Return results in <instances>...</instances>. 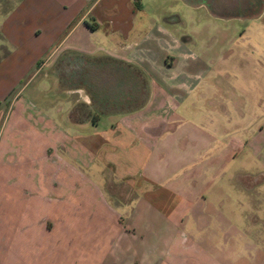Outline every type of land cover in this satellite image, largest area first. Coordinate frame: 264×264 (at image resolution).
Masks as SVG:
<instances>
[{"label": "crops", "instance_id": "crops-1", "mask_svg": "<svg viewBox=\"0 0 264 264\" xmlns=\"http://www.w3.org/2000/svg\"><path fill=\"white\" fill-rule=\"evenodd\" d=\"M262 11L264 0H0V164L22 178L4 170V205L12 189L24 199L15 230L0 213V264H264V182H229L248 139L188 120L189 88L139 84L155 53L169 70L184 60L179 12ZM16 148L36 159L18 165Z\"/></svg>", "mask_w": 264, "mask_h": 264}, {"label": "rangeland", "instance_id": "rangeland-1", "mask_svg": "<svg viewBox=\"0 0 264 264\" xmlns=\"http://www.w3.org/2000/svg\"><path fill=\"white\" fill-rule=\"evenodd\" d=\"M179 13L177 19L181 20L182 24H179L178 28L188 32L189 36L184 60L177 62L176 67L169 70L162 66L163 62L159 61V55L155 53V60L144 62L151 65L147 74L142 71L139 73L140 88H189L191 92L187 102L193 105L188 106L186 114L188 120L200 119L202 127L206 130L211 129L217 137L220 136V139L224 134H228L230 138L241 134V137L248 139L247 142L251 146L246 147L251 150H246L243 155L232 160L230 173L232 170L239 173L231 175L229 182L236 186L244 185L249 180L264 182V11L250 18L217 20L208 19L205 14L198 13L196 22L190 21L189 14L183 16L181 12ZM35 90L36 88H26L25 94L34 99ZM200 112L203 114L200 115ZM25 152L18 149L13 161L18 165H24L30 156L33 155L36 159L35 150L29 149L28 156H25ZM0 159L8 161L1 155ZM37 161L38 159L34 165ZM241 169L247 174L241 173ZM4 170L9 176L10 173L13 174L12 179L16 182L22 181V178L19 169L12 171L7 163L5 168L3 162L0 164V213H6V228L13 231L19 226L20 214L24 207L20 203H24V199L21 196V189H12L11 205L7 203L4 205L3 197L5 195L9 197V189H4L6 183ZM209 181L210 188L204 186L200 192L210 205L214 196L213 188H218L221 184H218L217 177L212 176V180L210 178ZM227 192L225 189L224 197L221 198L226 202ZM13 193L15 196H12ZM253 194L257 195V192ZM261 196L263 201L264 193ZM230 197L229 200H233L235 195L231 194ZM209 205H204V212L212 219L207 227L211 230L221 229L223 223L214 219L212 212L208 210ZM189 207L184 210L185 214L188 213ZM39 208L37 205H30V214L40 215ZM184 208L185 205L181 209ZM223 209H226L223 212L227 214V207L224 204ZM8 212L10 219L9 217L7 219ZM259 215V218H262L264 212ZM4 221L5 218L2 216V226ZM236 223L241 224L238 221ZM181 229L188 234L189 240H196L190 234L194 229L191 220L186 224L183 221ZM241 241L246 242L244 239Z\"/></svg>", "mask_w": 264, "mask_h": 264}]
</instances>
